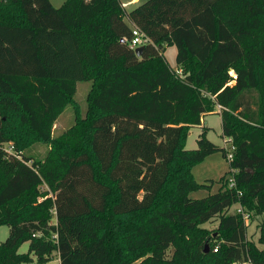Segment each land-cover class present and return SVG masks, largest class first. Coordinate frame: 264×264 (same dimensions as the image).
I'll return each mask as SVG.
<instances>
[{
  "label": "trees",
  "instance_id": "obj_1",
  "mask_svg": "<svg viewBox=\"0 0 264 264\" xmlns=\"http://www.w3.org/2000/svg\"><path fill=\"white\" fill-rule=\"evenodd\" d=\"M135 25L150 39L141 56L129 45ZM79 81L94 84L88 111L76 108L55 139ZM216 110L235 146L237 188L224 175L217 192L193 198L214 183L196 182L194 165L227 156L205 125L198 147L185 146ZM4 111L19 132L53 144L45 161L1 147L11 140ZM238 204L264 213V0H146L131 9L123 0H0V226L10 229L0 264L55 255L61 264H264V222L258 245L232 211ZM212 220L219 236L181 240Z\"/></svg>",
  "mask_w": 264,
  "mask_h": 264
},
{
  "label": "rangeland",
  "instance_id": "obj_2",
  "mask_svg": "<svg viewBox=\"0 0 264 264\" xmlns=\"http://www.w3.org/2000/svg\"><path fill=\"white\" fill-rule=\"evenodd\" d=\"M65 0H52L54 6L59 7L64 3ZM124 2H128L129 0H123ZM146 0H142L141 3ZM129 4V3H128ZM131 4V3H130ZM126 5L127 9H131L135 4ZM165 57L173 68H177L176 56H177V48L175 46H168L165 51ZM93 82L92 81H79L77 84V94H76V107L74 105L68 106L63 114L60 116L57 125L54 127L53 135L55 139L62 138L63 134L66 133L67 129H69L76 122V108H78L80 114L85 116L88 107H89V98L93 91ZM216 112V111H214ZM207 114L204 116L205 123L204 125L209 127L208 130V138L214 142L219 147H227L230 148L231 144L226 141L229 139L223 136L222 130V117L219 113ZM4 113L7 116L5 130L6 133L10 136V142L17 144L18 139L21 141L24 139L25 144L22 145V149L18 150L15 146L16 153H24L25 155L32 157L36 161H45L46 156L49 154V151L53 148L52 143H45L38 140L34 134L32 133H21L18 131V126L15 122V117L6 111ZM191 133L188 134V138L185 142V146L187 149H196L197 139L199 134L202 132L201 126L192 127ZM21 134L25 135L23 138ZM230 159L228 156H224L222 151L214 152L208 155L204 160L196 163L192 168L193 177L196 182L203 183H214L212 186L207 188H199L193 190L189 193V195L193 198H202L210 193L217 192L222 186L221 180L224 175L230 177L232 175ZM42 190L48 189L47 184H43L41 186ZM171 187L169 188V191ZM233 210V208H232ZM247 211V208L245 209ZM250 215L249 220H247L248 225V237L258 244V238L260 235L259 225L264 222V213L262 215H255L253 212L247 211ZM151 214H147L145 218H148ZM9 226L1 225L0 226V244L5 241L9 235ZM204 235H210L213 237H217L220 235V230L218 228V221L212 220L207 223H203L197 226V229L192 232L189 230H184L180 233V238L188 245H192L197 239ZM259 245V244H258ZM261 247V246H260ZM20 253H27L29 251V242L23 243L18 250ZM173 253V249L170 251V255ZM35 257V256H34ZM36 258V257H35ZM33 264H37L36 262ZM44 264H61L60 258L58 255H55L53 259ZM245 264H251L249 262Z\"/></svg>",
  "mask_w": 264,
  "mask_h": 264
},
{
  "label": "built area",
  "instance_id": "obj_3",
  "mask_svg": "<svg viewBox=\"0 0 264 264\" xmlns=\"http://www.w3.org/2000/svg\"><path fill=\"white\" fill-rule=\"evenodd\" d=\"M132 31H133V34H132V37L129 41V45L134 50L137 47L146 46L150 42L149 37L144 32H142L139 29V27H137L136 25L133 27ZM175 71L179 76L183 75V70L181 68L177 67V68H175ZM230 73L234 79L237 78L235 71L232 70ZM226 142L231 144L230 148L226 147L227 156L231 161L234 159L235 146H234L231 138H229ZM1 147L7 152V154H13V155H17V156L19 155V153H16L14 143H9V142L4 143L3 145H1ZM226 182H227L228 187L237 188V181H236L235 175H231L230 177H228ZM232 211L242 214L243 218L245 219L246 222L250 218L249 213L245 210V208L241 204L234 206ZM214 250L217 251L218 249L215 248Z\"/></svg>",
  "mask_w": 264,
  "mask_h": 264
},
{
  "label": "crops",
  "instance_id": "obj_4",
  "mask_svg": "<svg viewBox=\"0 0 264 264\" xmlns=\"http://www.w3.org/2000/svg\"><path fill=\"white\" fill-rule=\"evenodd\" d=\"M141 1H142V0H129L128 2H124V1H123V5L125 6V4H126V5H129V4L131 3V4H135V5L137 6L138 4L141 3ZM128 3H129V4H128ZM131 4H130V5H131ZM125 7H126V6H125ZM134 7H135V6H134ZM214 113H219V114H220V110H216V112H214ZM209 114H211V113H209ZM220 115H221V114H220ZM57 123H58V122H57ZM204 123H205V119H204V117H203V123H202L201 127H203ZM56 125H57V124H56ZM56 125H55V126H56ZM190 133H191V132H189V134H190ZM58 257H59V256H58Z\"/></svg>",
  "mask_w": 264,
  "mask_h": 264
},
{
  "label": "water",
  "instance_id": "obj_5",
  "mask_svg": "<svg viewBox=\"0 0 264 264\" xmlns=\"http://www.w3.org/2000/svg\"><path fill=\"white\" fill-rule=\"evenodd\" d=\"M144 50H145V46H140V47H137V48L135 49V52H136V54H137L138 56H141V55L143 54ZM209 251H210V245H209V243H207V244L205 245V252H209Z\"/></svg>",
  "mask_w": 264,
  "mask_h": 264
}]
</instances>
